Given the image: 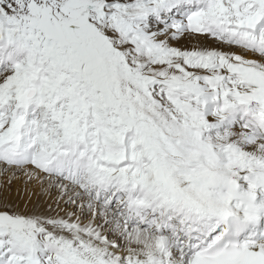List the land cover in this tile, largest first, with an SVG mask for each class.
Segmentation results:
<instances>
[{
	"label": "snow or ice",
	"instance_id": "obj_1",
	"mask_svg": "<svg viewBox=\"0 0 264 264\" xmlns=\"http://www.w3.org/2000/svg\"><path fill=\"white\" fill-rule=\"evenodd\" d=\"M0 264H264V0H0Z\"/></svg>",
	"mask_w": 264,
	"mask_h": 264
}]
</instances>
